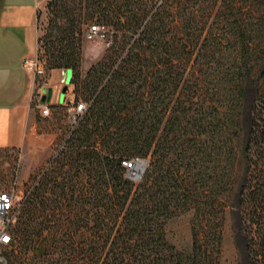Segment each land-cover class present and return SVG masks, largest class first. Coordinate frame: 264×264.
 I'll use <instances>...</instances> for the list:
<instances>
[{"label":"trees","instance_id":"1","mask_svg":"<svg viewBox=\"0 0 264 264\" xmlns=\"http://www.w3.org/2000/svg\"><path fill=\"white\" fill-rule=\"evenodd\" d=\"M44 7L36 57L45 72L70 70L72 104L84 109L23 193L6 264H218L234 199L247 264H264V0ZM89 23L111 39L81 71ZM138 159L147 163L133 180L122 162ZM185 212L190 244L181 251L165 224Z\"/></svg>","mask_w":264,"mask_h":264},{"label":"crops","instance_id":"2","mask_svg":"<svg viewBox=\"0 0 264 264\" xmlns=\"http://www.w3.org/2000/svg\"><path fill=\"white\" fill-rule=\"evenodd\" d=\"M41 7V0H0V147L29 150L28 145L40 136L35 102L46 89L50 95L43 103L49 115L51 106L61 105L71 96L72 85L65 84L67 70L51 69L38 84L36 76L22 66L25 57L36 53Z\"/></svg>","mask_w":264,"mask_h":264},{"label":"rangeland","instance_id":"3","mask_svg":"<svg viewBox=\"0 0 264 264\" xmlns=\"http://www.w3.org/2000/svg\"><path fill=\"white\" fill-rule=\"evenodd\" d=\"M46 1L41 0L42 7L37 14L38 36L43 34L46 26L47 15L44 7ZM110 39L111 36L107 29L101 40L82 39L81 71L86 70L89 64L101 54L102 50L109 44ZM46 77L47 72L44 70L43 76H36V81L41 84L42 79ZM69 78L70 70L65 84ZM254 93V85L248 84L245 88L243 105L244 131L249 125L250 105ZM50 113L44 117L36 115V129L40 136L28 145L29 150L21 151L19 148H15L13 151H7V157L0 156V190L13 187L19 195L23 194L31 188L39 174L47 167L69 128L67 114L62 109L56 108V110H50ZM189 216V212L181 213L169 218L165 224L166 239L181 251H187L190 244ZM240 223L239 212L234 199L225 218L218 264H247L243 238L239 229Z\"/></svg>","mask_w":264,"mask_h":264},{"label":"built area","instance_id":"4","mask_svg":"<svg viewBox=\"0 0 264 264\" xmlns=\"http://www.w3.org/2000/svg\"><path fill=\"white\" fill-rule=\"evenodd\" d=\"M105 31L106 28L101 24L95 23L87 25L82 31V39L101 40L104 37ZM22 66L35 76H43L44 74L43 63L36 57V54L34 56L25 57L22 60ZM39 100L40 96L37 97L35 103L38 114L43 117L48 116V106L44 103H40ZM72 101L73 97L71 94L70 98L64 102V104L69 102V105L66 107V114L70 123H74L78 114L84 109V103L82 101L79 100L75 104H72ZM135 162L136 160L133 162H122V165L127 170V175L133 180L138 179V170L135 168ZM22 198L23 194L19 195L13 187L0 191V264H6L3 251L10 241V226L15 220Z\"/></svg>","mask_w":264,"mask_h":264},{"label":"water","instance_id":"5","mask_svg":"<svg viewBox=\"0 0 264 264\" xmlns=\"http://www.w3.org/2000/svg\"><path fill=\"white\" fill-rule=\"evenodd\" d=\"M68 71L69 70H67V72H66V79H65V82L67 81V78H68ZM69 82V81H68ZM67 82V83H68ZM64 89V87L62 88V90ZM62 90H61V93H60V95L62 96ZM65 90V89H64ZM49 95H50V89H46V92H45V94L44 95H42V97L40 98V100H39V102L40 103H43L44 101H47L48 100V98H49ZM137 162H142L141 163V166H140V168L138 169V175H137V178H139L140 177V175H141V173L143 172V170H144V168H145V165H146V163H147V159H138V160H136V162H135V165H136V163Z\"/></svg>","mask_w":264,"mask_h":264},{"label":"bare ground","instance_id":"6","mask_svg":"<svg viewBox=\"0 0 264 264\" xmlns=\"http://www.w3.org/2000/svg\"><path fill=\"white\" fill-rule=\"evenodd\" d=\"M141 163H142V162H137V163H136L135 168H136L137 170L140 168Z\"/></svg>","mask_w":264,"mask_h":264}]
</instances>
